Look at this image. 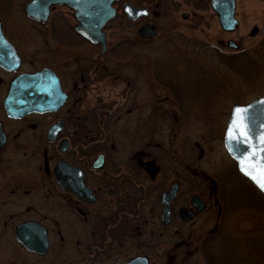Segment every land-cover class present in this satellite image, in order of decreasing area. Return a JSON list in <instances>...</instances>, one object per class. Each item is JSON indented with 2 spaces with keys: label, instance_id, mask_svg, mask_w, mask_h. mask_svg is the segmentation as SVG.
<instances>
[{
  "label": "rangeland",
  "instance_id": "1",
  "mask_svg": "<svg viewBox=\"0 0 264 264\" xmlns=\"http://www.w3.org/2000/svg\"><path fill=\"white\" fill-rule=\"evenodd\" d=\"M26 1L0 0L4 32L21 52L22 69L49 66L68 85L88 80L78 114L97 102L107 106L112 117L102 140L106 160L132 162L133 179L147 193L126 237L88 259L86 219L95 210L112 211L115 197L104 195L82 206L57 191L24 192L43 184L31 163L43 158L42 150L11 144L0 153V264H109L139 254L149 264H206L200 242L207 234H217L224 260L231 253L233 264H264V197L235 174L222 140L232 105L264 95V2L235 0L237 28L225 32L205 0H136L137 6L150 5L147 20L156 26V34L144 39L137 34L143 20L129 21L121 5L131 0H121L104 27L106 51L100 54L99 45L72 33L76 20L71 8L56 5L46 22H37L25 14ZM254 26L257 32L250 35ZM228 40L238 47H228ZM86 60L103 63L97 70L101 80H94L91 71L86 77ZM13 126L6 124L7 129ZM53 149L47 147V154ZM173 180L179 182L178 197L173 220L165 226L158 194ZM192 194L205 201V208L182 223L176 209L188 205ZM26 218L49 229L43 257L15 240L13 226Z\"/></svg>",
  "mask_w": 264,
  "mask_h": 264
},
{
  "label": "water",
  "instance_id": "2",
  "mask_svg": "<svg viewBox=\"0 0 264 264\" xmlns=\"http://www.w3.org/2000/svg\"><path fill=\"white\" fill-rule=\"evenodd\" d=\"M117 0H28L24 4L25 14L32 20L45 22L50 14L51 9L56 5H66L73 10V16L76 23L73 30L84 40L98 44L101 52L105 50V32L104 26L111 20L116 9L113 4ZM264 1V0H262ZM210 7L216 12L218 22L224 31L231 32L237 28V20L234 17L235 0H209ZM122 13L128 20L136 21L140 18L147 17L148 8L134 7L130 3H123L121 7ZM257 28L254 26L250 30V35H255ZM137 33L140 37L151 38L156 34L155 26L151 23H144L138 29ZM226 45L236 49L238 46L233 40H228ZM20 65V58L12 43L6 38L3 32V25L0 18V66L8 71H17ZM66 94L60 89V84L56 74L48 69L41 68L32 72H20L9 82L6 95L3 100L4 111L9 117H20L25 113L37 111H55L65 100ZM264 100V95L256 97L254 100L243 103L234 104L231 107L230 114L226 121L223 131V145L229 156L236 163L239 173L247 178L263 195L257 183L254 182L246 171L249 165H253V174L258 170L260 165L261 153L256 148L255 159H249L250 153L254 151L252 145L258 142L261 136H264V104L260 102ZM237 105L248 106V126L250 135L246 140L230 139L227 129L232 117L233 109ZM62 122H55L48 131V137L54 138L61 129ZM255 138V139H254ZM4 143V136L0 128V147ZM57 149L62 152L67 149V140H60ZM103 154L97 155L93 162H103ZM55 167L56 181L64 187H70L83 200L93 202L95 200L90 189L87 188L81 178L75 180L72 175L67 174L64 168H68L62 162L58 161ZM100 165V164H99ZM242 165L245 170L242 171ZM178 183H173L170 188L159 194L158 202L161 205L160 220L164 225L170 224L171 200L176 196ZM190 206L180 207L178 209V217L182 222H188L193 219L194 214L205 208V202L197 195L192 194L189 199ZM15 239L27 250L37 255H45L48 250V237L44 226L35 221H24L14 226ZM111 264H149L145 255H136L125 262H113Z\"/></svg>",
  "mask_w": 264,
  "mask_h": 264
},
{
  "label": "flooded vegetation",
  "instance_id": "3",
  "mask_svg": "<svg viewBox=\"0 0 264 264\" xmlns=\"http://www.w3.org/2000/svg\"><path fill=\"white\" fill-rule=\"evenodd\" d=\"M204 2L210 5L209 0H205ZM139 21H136L134 23H137ZM8 39L13 44L16 53L20 58V65L18 70L15 72L5 70L0 66V94L2 95L0 100V128L4 136V143L0 147V153L11 144L14 147H22V146L24 148L26 147L27 149H31L32 152L35 151V153L37 150L39 151L42 150L41 156L43 158L38 159L39 162H31V163L35 165L33 166L35 168L34 170H36L35 172H38L39 174L43 175V179H42L43 184L41 185V187H37L38 190H33V188H30V189H25L24 192L32 191L42 195L45 194L53 195V191H57L61 195L64 194L65 197L73 199L77 204L78 203L82 204V206L92 205L96 201H98L100 197L104 195L115 197L116 205L112 211L110 210L105 213H96L95 210L92 211L91 215L89 214L90 217H87L86 219V222H88V224L86 225L85 228L87 232H89L87 233L89 237V241L85 244L86 247L85 250L87 253L92 254V256L88 255V259L90 258L94 259L97 256H101L103 253L108 252L110 249H112V247L116 245V241H120L123 237H126L128 230L130 229V225L132 224V219H133L132 213L130 211L131 208L128 207V210L126 209L124 210V208L122 207L121 209L118 206V204H120L119 198L124 193L125 196L131 194L132 191L131 184L134 181L133 179L134 170L132 168L133 164L132 162L131 163L107 162L105 155L106 149H104V151L97 152L96 156L92 160H90L91 159L90 157L89 161L86 162L82 155L83 153L81 152L82 151L81 144L77 143V145L74 146L73 143L74 141H76V139L79 140V134L83 133L82 131L79 132L80 131L79 127L76 129L75 126L76 124H79L78 119H80V117L83 116V114L81 116L78 114L79 113L78 109L82 107L81 104L85 93L84 85L86 84L85 82H87L88 80L85 81L82 77L81 78L82 80H80L79 82H74L71 85H68L67 81L64 80L62 76L58 74V72L55 69L49 66H40V67H31L27 69H22L21 52L19 51L17 44L14 41H12V39H10L9 37ZM41 68H48L56 74L60 84V89L62 90V92L66 94L64 102L55 111H43V112L32 111L25 113L24 115L16 118L7 116V114L4 111L3 100L6 95L10 80H12L20 72H31ZM88 73L90 75V71ZM88 73L86 72L87 74L86 77L89 76ZM57 121L62 122L61 129L57 132V134L53 139L49 138L48 131L50 127ZM7 122L13 123L14 126L11 129H7L6 128ZM63 139L67 140V149L60 152L57 149V146L59 141ZM25 144L28 145L26 146ZM72 145L74 147H72ZM47 147L51 149L54 147L53 150L55 152L50 153L48 155L46 151ZM100 153H102L104 156L103 162H93L97 157V155ZM54 156H55V160H53ZM58 161H65L62 163H64L68 167V168H64L67 174L72 175L75 180H78V178L82 179L83 184L90 189L91 193L95 198L93 202H87L83 200L70 187L61 186L56 181L55 167L58 163H60ZM3 163L8 164V162H3ZM19 163L20 162H9V165L13 166ZM123 181H125V183H123ZM173 183H178V189H179V182L177 180H173L171 181V183L167 188L161 189L159 194L170 188V186ZM141 187L145 191V186L142 185ZM178 189L176 192V196L171 200L169 205L170 217H171L170 224L173 220V215H174V213L172 212V205L178 197ZM146 193L147 190L145 191L144 195ZM159 194H158V198H159ZM118 196L120 197L117 198ZM126 201H129V198L126 197ZM125 203L128 204V206H131L129 205L130 202L129 203L125 202ZM180 207H187L190 209L189 200H188V205L186 203H181L176 209V217L180 222H182L179 219L177 213ZM114 216H116L115 220H114ZM85 217L86 214L83 213L82 219H85ZM159 219H160V214H159ZM29 220L35 221L41 224L42 226H44L49 241V236H48L49 229L47 225L43 224L42 222L38 221L35 218H26L23 220H19L14 224V226L20 222L29 221ZM108 232H111V235H109ZM48 249H49V244H48ZM47 253L48 250L46 254ZM45 255H37V256L43 257ZM117 261L125 262L127 260H115L110 262L109 264Z\"/></svg>",
  "mask_w": 264,
  "mask_h": 264
},
{
  "label": "trees",
  "instance_id": "4",
  "mask_svg": "<svg viewBox=\"0 0 264 264\" xmlns=\"http://www.w3.org/2000/svg\"><path fill=\"white\" fill-rule=\"evenodd\" d=\"M140 1V0H139ZM131 2L133 4L136 3V0H131ZM146 2V0H145ZM149 4H151V0L148 1ZM154 8H158L159 2L156 3L155 1L153 2ZM73 33V32H72ZM74 34V33H73ZM75 35V34H74ZM76 36V35H75ZM78 37V36H77ZM79 38V37H78ZM68 40V38H67ZM83 68L85 72H89L91 71L94 75V80H101L102 79V73L100 71V73L98 72L99 69L101 68V66L103 65V63H100L96 60H86V62H82ZM98 70V71H97ZM98 72V74L96 75V73ZM191 72H192V68H191ZM191 72H189V75L191 74ZM184 78H188V76H186L185 74H183ZM195 75L193 76V79H195ZM198 77H196L197 79ZM112 115L111 112L108 110L107 106L101 102H97L96 105L94 107H92L91 109L87 110L85 112V114H83V116L80 117V119H78L79 124H76V129L79 127V132H83L79 134V140L76 139L75 145H77V143L81 144V152L83 153V157L84 160L86 162L89 161L90 157L92 155H94L97 152L100 151H104V146H103V139L105 136H107V126L108 125V118L111 119ZM78 131V130H77ZM234 170H235V174H237L238 178H240V180L244 179L246 181H248L245 177H243L242 175H240L238 173V171L236 170L235 166H234ZM249 184L251 185V187L253 188V190L255 189L260 195L263 196V194H261L255 187L254 185L248 181ZM123 183H125V181H123ZM132 185V191L130 195L125 196L124 194L120 197L118 196L117 198L120 199V204H118V206L122 209V207L124 208V210H128V207L131 208V213H132V217L133 220L139 218V212L141 211V205L144 201V189L141 187L142 185L140 184V182L137 181V179H135L133 181ZM124 187V185H123ZM126 197L129 198V201H126ZM264 197V196H263ZM125 202L129 203L126 204ZM116 219V216H114V220ZM109 235H111V232H108ZM216 235L217 234H211V235H206L200 242L202 250L204 251V259H205V263L206 264H233L234 262L231 261L232 259H234L233 257H231V253H229V257L228 259L224 260L222 258L223 256V251L222 248L218 246H216ZM93 236V234H92ZM91 236V237H92ZM222 237H225L224 235ZM92 245V243H91ZM90 256H92V254H90ZM236 264V263H235Z\"/></svg>",
  "mask_w": 264,
  "mask_h": 264
},
{
  "label": "snow or ice",
  "instance_id": "5",
  "mask_svg": "<svg viewBox=\"0 0 264 264\" xmlns=\"http://www.w3.org/2000/svg\"><path fill=\"white\" fill-rule=\"evenodd\" d=\"M260 103L264 104V100H262ZM250 108L251 105H237L234 107L226 133L230 139L246 140V138L250 135V128L248 126V111ZM252 147L254 151L250 153L249 159H255V149L258 148L259 152L261 153L260 165L258 166V170L255 172V174H253L255 166L249 165L245 174L248 175L254 182H256L257 186L262 191H264V136H261L258 139V142L254 143ZM241 170H245L243 165Z\"/></svg>",
  "mask_w": 264,
  "mask_h": 264
}]
</instances>
